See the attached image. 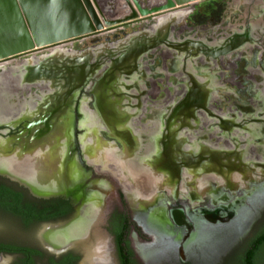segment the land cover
<instances>
[{
	"label": "rangeland",
	"instance_id": "obj_1",
	"mask_svg": "<svg viewBox=\"0 0 264 264\" xmlns=\"http://www.w3.org/2000/svg\"><path fill=\"white\" fill-rule=\"evenodd\" d=\"M101 4L114 15L123 12L121 0ZM185 11L181 23L179 14ZM263 12L264 0H202L14 59L51 60L40 67L53 69L44 71L49 87L43 92L32 88L33 102L43 106L39 112L51 114L52 107H59L62 126L70 115L82 114L72 118L76 129L84 128L86 136L101 134L113 145L123 141L128 158L129 142L134 143L153 155L156 169L165 173L170 191L158 193L156 212L149 217L133 212L143 229L133 234L132 243L145 263L239 264L264 225V171L254 160L241 158L257 151L264 159L263 137L257 135L264 129ZM247 27L252 41L245 37ZM29 97L21 93L10 103ZM246 136L251 142L243 140ZM114 152V159L122 154ZM234 152L244 166L232 159ZM221 178L241 190L227 191ZM153 186L152 181L148 194ZM190 190L209 208L212 194H226L229 203L240 202L238 214L227 223L191 231L173 221L164 227L159 210L188 207L185 197L177 202L175 196ZM259 257L264 264V250Z\"/></svg>",
	"mask_w": 264,
	"mask_h": 264
},
{
	"label": "flooded vegetation",
	"instance_id": "obj_2",
	"mask_svg": "<svg viewBox=\"0 0 264 264\" xmlns=\"http://www.w3.org/2000/svg\"><path fill=\"white\" fill-rule=\"evenodd\" d=\"M250 28L247 27L245 35L249 40ZM228 42L236 44V40ZM47 68L37 69L41 71L34 74H42L44 70L48 71ZM52 70L49 69V74ZM33 75L27 81L31 82L30 88L23 87L14 95L27 92L30 97L19 103H10L11 97L10 106L18 109L7 114L6 104L0 111V264H149L140 257L132 243L133 234L138 236L142 228L140 219L134 215L145 212L152 216L158 207V193L170 191L167 188L170 181L165 173L156 169L153 155H144L141 147L135 148L134 143L129 142L133 146L128 158V154L123 153L124 147L128 148L123 141H116L113 145L114 141H108L101 134L95 137L88 133L87 137L88 131L84 128L76 129L74 121L77 119L72 121V118H79L82 114L70 115L67 124L62 126L59 125V107H52L51 114L40 113L43 106L33 102L36 99L32 96V88L43 92V88L49 86L34 83ZM2 89L0 87V96ZM5 101L7 103V96ZM59 131H62L60 135H54ZM257 135L262 136L264 142V129L260 128ZM247 137L243 140L251 142L252 137L250 140ZM82 144H87L86 152ZM114 149L122 153L116 159L111 157ZM40 151H44L42 155ZM253 153L261 157L257 151ZM249 155H252L250 151ZM41 156L45 157L44 163L49 167L45 170H37L34 166L36 161H41ZM126 156L128 159L125 160ZM241 158L244 160L247 156ZM241 158L236 152L232 155L233 160H240L243 165L245 161ZM251 160L259 163L260 171H264L262 157L261 160L246 161ZM140 171L147 174L148 187L140 184ZM120 174L124 175L125 181ZM152 181L155 186L148 194ZM225 183L227 191L241 190L240 185L232 181ZM219 194H212V208H209L201 206L205 198H200L196 192H177L176 201L183 196L189 206L159 210L164 227L173 221L191 231V227L231 221L238 214L236 209L240 202L231 204L226 194ZM189 222L193 225L190 226ZM262 233L264 225L250 239L243 253Z\"/></svg>",
	"mask_w": 264,
	"mask_h": 264
},
{
	"label": "water",
	"instance_id": "obj_3",
	"mask_svg": "<svg viewBox=\"0 0 264 264\" xmlns=\"http://www.w3.org/2000/svg\"><path fill=\"white\" fill-rule=\"evenodd\" d=\"M200 1L121 0L114 15L101 0H0V62Z\"/></svg>",
	"mask_w": 264,
	"mask_h": 264
},
{
	"label": "bare ground",
	"instance_id": "obj_4",
	"mask_svg": "<svg viewBox=\"0 0 264 264\" xmlns=\"http://www.w3.org/2000/svg\"><path fill=\"white\" fill-rule=\"evenodd\" d=\"M195 3H197V2H193L192 4H189L187 6H190V7L194 6ZM187 13L188 12L185 11V12H182L179 14V19H180L179 21L180 22H183V20L186 18ZM42 57L34 56L28 60H17V61H15L13 59H10V60H7L6 62L5 61L0 62V87L3 88L1 91L2 96H0V104L2 103V107H0V111L3 109V107H6V104H7V114L8 113L10 114L11 112H14V110L18 109V107L13 108L12 106H10L11 104L8 102L9 98L13 97L16 93L18 94L19 92H21V88H23V87L30 88L31 82H27V81L31 80V74L32 75L34 74L33 71H35L36 69H41L40 67L42 64H44L45 62L46 63L49 62V60L44 59ZM36 66H37V68H35ZM48 67L50 68V66H48ZM28 69H35V70H28ZM44 71L42 72V74L39 73L37 76H36V74L33 75L35 77L34 83L37 82V84H40V83L45 84L47 82L48 78H44V76L46 75L45 74L46 72L44 73ZM46 85H49V83ZM6 96H7V103L5 101ZM41 152H44V151H40L39 152L40 155H42ZM247 159L259 160V159H261V157L256 154L254 156H252V155L247 156ZM40 160L41 161H39V160L36 161V163L34 165L37 170L38 169L39 170H45L46 168H49L44 163L45 157L43 158L41 156ZM145 165L148 166L146 160H145ZM51 168H53V167H51ZM43 173L44 172H41V174H43ZM142 178H143V180H142ZM147 178H148V176L146 173H144L142 171L139 172L138 180L143 187L149 186V181H147ZM122 180L125 181L124 175L122 176ZM225 220H228V218H226Z\"/></svg>",
	"mask_w": 264,
	"mask_h": 264
},
{
	"label": "trees",
	"instance_id": "obj_5",
	"mask_svg": "<svg viewBox=\"0 0 264 264\" xmlns=\"http://www.w3.org/2000/svg\"><path fill=\"white\" fill-rule=\"evenodd\" d=\"M264 247V233L256 237L245 253L240 257L239 264H263L259 254Z\"/></svg>",
	"mask_w": 264,
	"mask_h": 264
}]
</instances>
